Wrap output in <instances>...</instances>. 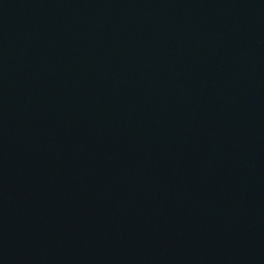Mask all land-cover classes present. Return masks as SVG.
I'll list each match as a JSON object with an SVG mask.
<instances>
[{"label":"water","instance_id":"1","mask_svg":"<svg viewBox=\"0 0 264 264\" xmlns=\"http://www.w3.org/2000/svg\"><path fill=\"white\" fill-rule=\"evenodd\" d=\"M0 264H264V0H0Z\"/></svg>","mask_w":264,"mask_h":264}]
</instances>
